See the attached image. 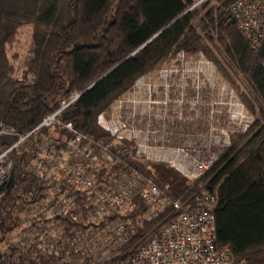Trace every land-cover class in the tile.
Segmentation results:
<instances>
[{"label": "trees", "instance_id": "16d2710c", "mask_svg": "<svg viewBox=\"0 0 264 264\" xmlns=\"http://www.w3.org/2000/svg\"><path fill=\"white\" fill-rule=\"evenodd\" d=\"M234 1L0 0V122L21 135L34 131L30 139L41 140L61 130L40 127L46 115L59 111L57 117L71 122L87 143L116 157L114 170L138 171L171 201L185 200L206 186L217 196L218 242L247 264H264V45L254 48L237 22L230 23L228 8ZM24 25L32 28L31 41L18 68L7 47ZM178 56L214 62L221 82L234 88L253 119L246 132L233 134L231 145L198 179H188L167 163L123 153L127 142L97 123L99 113L126 96L140 77ZM187 93L195 95L190 88ZM75 95L60 110L61 102ZM12 157L0 204V246L8 257L0 264H66L39 251H22L18 259L16 247L5 243L18 228L21 200L41 186L21 149L15 148ZM170 210L146 222L140 233L155 230Z\"/></svg>", "mask_w": 264, "mask_h": 264}, {"label": "built area", "instance_id": "2783aa9c", "mask_svg": "<svg viewBox=\"0 0 264 264\" xmlns=\"http://www.w3.org/2000/svg\"><path fill=\"white\" fill-rule=\"evenodd\" d=\"M228 9L252 46L264 45V0H236ZM178 59L182 66L172 61L169 67L176 69H167L170 74L159 81L138 80L136 85L144 89L146 84L145 90L118 99L99 113L97 123L127 142L123 153L167 163L188 179H198L231 145L233 134L246 132L253 119L226 82L214 84L215 95L199 90L187 95L189 88L200 89L190 71L197 66L208 78L203 65L211 70V63L204 56L196 62ZM77 96L63 100L60 110ZM58 112L46 115L40 127L57 125L61 130L41 140L30 139L34 131L21 135L0 122V204L15 148L41 178V186L21 200L17 230L4 240L16 247L17 258L22 251H39L66 264H247L218 242L214 192L203 186L185 200L171 201L138 171L114 170L116 157L97 151L71 122L59 119ZM168 209V217L155 230L140 233L146 222ZM4 248L0 246V262L8 257Z\"/></svg>", "mask_w": 264, "mask_h": 264}, {"label": "rangeland", "instance_id": "374dc122", "mask_svg": "<svg viewBox=\"0 0 264 264\" xmlns=\"http://www.w3.org/2000/svg\"><path fill=\"white\" fill-rule=\"evenodd\" d=\"M31 33H32V28L30 25L22 26L20 28L17 36H16V39L13 41V43L9 44L7 47V50H8L7 52H8V55H9L11 61L18 68L22 67L23 58L27 52V49H28L30 41H31ZM178 58H179V56L175 57L172 61L176 60L182 66L183 61H181V59H178ZM190 60H192L193 62H196V60L192 57L190 58ZM185 61H187V60H185ZM192 61H190V62H192ZM209 61L211 63V65H209L211 70H209V69L207 70V65H203V72L206 74V76L209 79L206 78L205 75H203V73L201 71H199L197 66H195V68L192 71H190V74L192 75L193 79L196 80L195 84L198 83V84H196V86H198L200 88V89H198L196 87H192V89H191L192 92H195L198 90L199 91H205L206 93H209V95H215L218 92L217 87H215L214 84L218 86V84H220V82L223 79L220 77L215 63L212 62L211 60H209ZM167 69L174 70L176 68L169 67V64L167 63L161 67L156 68L155 70L147 73V75H144L140 78L145 79L144 81L146 84H148V83L151 84V82H150L151 78L156 77V80L154 79V81H159L160 77L162 75L163 76L169 75L170 71L167 73L166 72ZM177 69L179 71H181V73L184 72L183 69H181V67L177 68ZM214 70H215V73H213ZM211 76H213V77L211 78ZM140 78H139V81H140ZM171 81H173V79H171ZM146 84H144L142 86H144L146 88ZM170 85H171V83H170ZM137 87H138V85H134V87L132 89L128 90L124 95H138L137 93L139 91L145 90V88L140 89L139 87L138 88ZM171 88H174V86H172ZM178 91H181V90L179 89Z\"/></svg>", "mask_w": 264, "mask_h": 264}, {"label": "water", "instance_id": "95a60500", "mask_svg": "<svg viewBox=\"0 0 264 264\" xmlns=\"http://www.w3.org/2000/svg\"><path fill=\"white\" fill-rule=\"evenodd\" d=\"M175 21V20H174ZM173 21V22H174ZM173 22H171L170 24H168L164 29H162L160 32H158L157 34H155L148 42H150L151 40H153L155 37H157L163 30H165L169 25H171ZM235 22V18L234 17H231L230 18V23H234ZM147 42V43H148ZM119 65V64H118ZM117 65V66H118ZM117 66H115L113 69H115ZM113 69H111L110 71H108L105 75H107L109 72H111ZM105 75H103L100 79H102ZM100 79H98V81L100 80ZM97 82V81H96ZM95 82V83H96ZM95 83H93V85L95 84ZM92 86V85H91ZM78 95H80V94H78Z\"/></svg>", "mask_w": 264, "mask_h": 264}]
</instances>
